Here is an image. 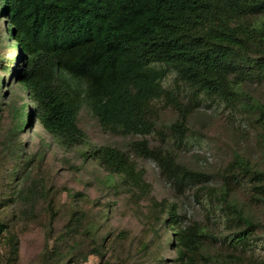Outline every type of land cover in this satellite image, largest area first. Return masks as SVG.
Returning <instances> with one entry per match:
<instances>
[{
    "label": "rangeland",
    "instance_id": "rangeland-1",
    "mask_svg": "<svg viewBox=\"0 0 264 264\" xmlns=\"http://www.w3.org/2000/svg\"><path fill=\"white\" fill-rule=\"evenodd\" d=\"M239 21L250 25L258 17ZM5 24L0 18V264H264V137L247 107L264 105V74L235 68L236 95L220 98L170 70L162 94L148 104V135L106 131L82 104V141L65 149L29 115L12 82L16 50ZM175 105L186 109L183 128ZM134 141L171 154L205 180L166 181L155 162L134 157ZM103 146L128 154L144 192L98 164L91 153ZM254 172L262 178L254 180ZM179 234L187 246L179 245Z\"/></svg>",
    "mask_w": 264,
    "mask_h": 264
},
{
    "label": "trees",
    "instance_id": "trees-1",
    "mask_svg": "<svg viewBox=\"0 0 264 264\" xmlns=\"http://www.w3.org/2000/svg\"><path fill=\"white\" fill-rule=\"evenodd\" d=\"M243 16L258 22L241 23ZM0 18L16 50L12 82L23 92L29 115L65 149L82 141L76 126L82 104L106 131L148 135V104L162 94L170 70L196 91L220 98L236 95L235 68L264 74L259 58L264 57V0H0ZM254 50L261 55L253 57ZM174 107L183 128L186 109ZM247 107L257 113L264 137V105ZM130 150L155 162L176 186L205 180L144 141L131 142ZM91 155L109 174L144 190L142 172L128 154L103 146ZM231 211L246 228L253 227ZM177 237L187 246V236Z\"/></svg>",
    "mask_w": 264,
    "mask_h": 264
}]
</instances>
